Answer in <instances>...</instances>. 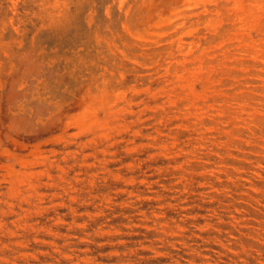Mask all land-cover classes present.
I'll list each match as a JSON object with an SVG mask.
<instances>
[{
	"label": "rangeland",
	"instance_id": "1",
	"mask_svg": "<svg viewBox=\"0 0 264 264\" xmlns=\"http://www.w3.org/2000/svg\"><path fill=\"white\" fill-rule=\"evenodd\" d=\"M0 264H264V0H0Z\"/></svg>",
	"mask_w": 264,
	"mask_h": 264
}]
</instances>
